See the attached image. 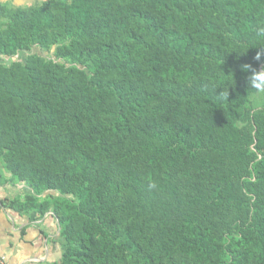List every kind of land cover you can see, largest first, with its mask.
Returning <instances> with one entry per match:
<instances>
[{
  "label": "trees",
  "instance_id": "obj_1",
  "mask_svg": "<svg viewBox=\"0 0 264 264\" xmlns=\"http://www.w3.org/2000/svg\"><path fill=\"white\" fill-rule=\"evenodd\" d=\"M261 28L264 0L0 2L1 205L56 220L45 264H264Z\"/></svg>",
  "mask_w": 264,
  "mask_h": 264
},
{
  "label": "crops",
  "instance_id": "obj_2",
  "mask_svg": "<svg viewBox=\"0 0 264 264\" xmlns=\"http://www.w3.org/2000/svg\"><path fill=\"white\" fill-rule=\"evenodd\" d=\"M22 193V186H0V259L4 264H45L58 250L57 245H51L57 222L49 214L34 221L2 207V199L20 197Z\"/></svg>",
  "mask_w": 264,
  "mask_h": 264
},
{
  "label": "rangeland",
  "instance_id": "obj_3",
  "mask_svg": "<svg viewBox=\"0 0 264 264\" xmlns=\"http://www.w3.org/2000/svg\"><path fill=\"white\" fill-rule=\"evenodd\" d=\"M47 0H0V2L2 3H5L9 6H13V7H31L33 5H38L42 2H46ZM30 54H38L40 56H49L48 53H42L40 51H38L37 49H33L31 52H23V53H19L17 56H15L11 61H4L2 63H4L5 65H9V63L11 62H16V61H21L23 59H25L28 55ZM11 192V191H9ZM20 198L23 199V196L22 194L20 195ZM56 238V236L54 237ZM51 245L54 247L56 244H53L51 242ZM55 248H58V246ZM58 251H56L55 253H53V256H52V260L56 261L58 259Z\"/></svg>",
  "mask_w": 264,
  "mask_h": 264
},
{
  "label": "clouds",
  "instance_id": "obj_4",
  "mask_svg": "<svg viewBox=\"0 0 264 264\" xmlns=\"http://www.w3.org/2000/svg\"><path fill=\"white\" fill-rule=\"evenodd\" d=\"M260 35H264V28H261L259 30ZM260 53H257L256 59H260ZM248 87L255 89L257 91H264V70H261L260 72H254L249 78H248Z\"/></svg>",
  "mask_w": 264,
  "mask_h": 264
},
{
  "label": "built area",
  "instance_id": "obj_5",
  "mask_svg": "<svg viewBox=\"0 0 264 264\" xmlns=\"http://www.w3.org/2000/svg\"><path fill=\"white\" fill-rule=\"evenodd\" d=\"M0 264H4V262H3V260H2V259H0Z\"/></svg>",
  "mask_w": 264,
  "mask_h": 264
}]
</instances>
